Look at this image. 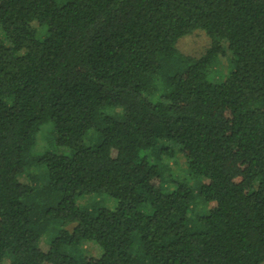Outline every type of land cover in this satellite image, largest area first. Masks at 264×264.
I'll return each instance as SVG.
<instances>
[{
	"label": "trees",
	"instance_id": "16d2710c",
	"mask_svg": "<svg viewBox=\"0 0 264 264\" xmlns=\"http://www.w3.org/2000/svg\"><path fill=\"white\" fill-rule=\"evenodd\" d=\"M0 264H264V0H0Z\"/></svg>",
	"mask_w": 264,
	"mask_h": 264
},
{
	"label": "rangeland",
	"instance_id": "374dc122",
	"mask_svg": "<svg viewBox=\"0 0 264 264\" xmlns=\"http://www.w3.org/2000/svg\"><path fill=\"white\" fill-rule=\"evenodd\" d=\"M210 43H211V39L207 36L205 32L195 31L194 34L182 38L178 42L177 47L182 55L197 58L200 57L205 52V50L210 46ZM228 62H229V54L226 55L225 57H221L218 65L214 70V73H211L210 79H212L214 82L223 81L229 72ZM37 149H39V151L42 150V152L46 150H50L64 154L70 153V151H68L65 148L57 147L52 141V136L47 137V134L45 133L40 134L39 141L36 145L35 151ZM39 151L37 150V152ZM165 157L166 159L169 160L170 165L172 166V175L174 177L175 176L188 177L186 159L181 154L176 155L175 157L176 162L175 160H171L169 156H165ZM179 179H183V178H179ZM185 180H187L188 183L192 184V182L189 179L185 178ZM89 201H91V205H95L96 204L95 201H100V200L98 199L97 195H92L90 197H86L80 200L79 203L82 205H86ZM99 205H103L108 208H114L116 206V201L113 199H107L102 201L101 204ZM215 206L216 203H211L210 205L206 207H201L198 210L200 211V213L201 211L207 212ZM68 228L69 230H72L73 226ZM48 247H49L48 239L43 238L40 242V248L43 251H47ZM85 253L88 256L99 258L103 254V251L96 243L88 242L85 244Z\"/></svg>",
	"mask_w": 264,
	"mask_h": 264
}]
</instances>
